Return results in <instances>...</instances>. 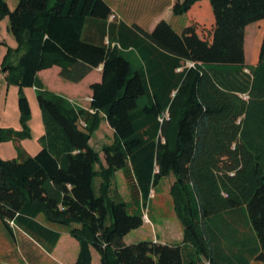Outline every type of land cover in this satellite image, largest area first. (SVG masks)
<instances>
[{"label":"trees","instance_id":"trees-1","mask_svg":"<svg viewBox=\"0 0 264 264\" xmlns=\"http://www.w3.org/2000/svg\"><path fill=\"white\" fill-rule=\"evenodd\" d=\"M202 1L176 0L174 16L190 18L181 32L165 20L149 32L110 21L105 0H19L13 11L0 0L19 53L9 68L22 131L0 127V145L18 150L0 158V222L13 239L24 232L52 253L62 237L54 227L65 228L79 242L74 264H93V250L100 264H264V0H205L200 18ZM253 23L261 31L248 64ZM102 65L90 109L38 78L58 66L64 80L80 83ZM28 87H36L45 127L34 156L20 145L31 137ZM101 118L114 131L105 162L90 144ZM119 171L131 203L119 192ZM170 176L183 244H126Z\"/></svg>","mask_w":264,"mask_h":264},{"label":"rangeland","instance_id":"rangeland-1","mask_svg":"<svg viewBox=\"0 0 264 264\" xmlns=\"http://www.w3.org/2000/svg\"><path fill=\"white\" fill-rule=\"evenodd\" d=\"M13 11L17 7L19 0H5ZM113 6L114 17L110 21H125L128 24L138 23L147 30H150L159 19L167 20L178 31L188 25L189 16L173 17V3L176 0H105ZM205 0L198 7L200 18H205L208 14ZM211 20L199 22L202 33L210 32ZM264 30V25H262ZM260 32L258 23L250 24L246 29V57L248 62L252 60V47L257 32ZM206 36V34H204ZM18 43L12 33L9 31V17L4 16L0 19V127L12 129L13 131H22L21 114L19 111V86L11 81L13 70L11 65H17L19 53L17 52ZM129 57L135 66L141 65L140 59L135 52L129 53ZM63 79V78H62ZM64 80V79H63ZM70 84L72 83L64 80ZM84 84V83H83ZM87 85V82L83 85ZM88 88H83L80 95H75L74 103L81 107L88 104L85 99ZM23 92L28 98L31 106L32 116L29 122L31 137L23 141L27 142L30 155L37 154L41 148L40 138L44 135L45 127L43 123L42 110L38 104L37 93L33 88H23ZM30 97H28V95ZM244 98L248 99L247 95ZM32 103V104H31ZM89 107V105H88ZM81 127L83 125L81 124ZM114 141V131L110 128L106 119L101 118L91 139V146L100 152L103 162H105L104 147L112 144ZM5 144V143H2ZM0 158L9 160L18 157V150L14 144L2 145ZM5 146V147H4ZM118 189L128 198L129 186L127 180L119 182L116 179ZM126 182V184H124ZM99 180H97V184ZM175 183V177L170 176L162 180L161 185L152 191L149 206L144 209V226L138 230L132 231L127 239L128 243H138L141 241H152L153 238L160 236V239L169 243L180 242L183 238V229L181 223L176 217L174 210L171 188ZM126 187L128 189H126ZM131 194V193H130ZM131 196V195H130ZM43 222V219H40ZM62 234L61 240L52 253L45 251L37 242L24 232L18 231L16 238L13 239L5 230L0 222V264H74L79 252V242L70 236L67 229L54 227ZM72 242V243H71ZM74 242V244H73ZM77 244V245H76ZM95 258L93 264H100V256L93 251ZM65 253L70 255L66 256ZM201 264H206L202 262Z\"/></svg>","mask_w":264,"mask_h":264},{"label":"crops","instance_id":"crops-1","mask_svg":"<svg viewBox=\"0 0 264 264\" xmlns=\"http://www.w3.org/2000/svg\"><path fill=\"white\" fill-rule=\"evenodd\" d=\"M175 3H173V5H174ZM111 6V5H110ZM111 8H112V10H113V13H114V11H115V9H114V7L113 6H111ZM172 8H173V6H172ZM114 15V14H113ZM173 17H175L174 15H173ZM162 20H165V19H163V18H161V19H159V21L150 29V30H147V29H145L144 27H142L140 24H138V23H134V24H137V25H139V26H141L142 28H144L145 30H147V31H149V32H151V31H153L154 30V28L156 27V25L160 22V21H162ZM165 21H167V20H165ZM125 22V21H124ZM168 22V21H167ZM125 23H127V22H125ZM128 24V23H127ZM171 24V23H170ZM128 25H133V24H128ZM183 29H180V30H178L179 32H181ZM254 44V43H253ZM252 49H253V47H252ZM245 53H246V47H245ZM136 55H137V57L139 58V55L137 54V53H135ZM140 59V58H139ZM246 61H247V63L248 64H250L251 62H248V60H247V57H246ZM102 72H103V65L102 66H100L99 68H97V69H95L94 71H92L82 82H80V83H78V84H70V83H68V82H65L63 79H62V77H61V68L60 67H58V66H54L53 68H51V69H47V70H43V71H41V72H39L38 73V78H39V80L44 84V87L47 89V90H49V91H52V92H54L55 94H58V95H60V96H63L64 98H66V99H68L70 102H72V103H74L75 101H74V98L73 97H75V95H80L81 93V90L83 89V88H88V91H86V97H85V99H87L88 100V104H85V106L83 107L82 105H81V107L82 108H84V109H90V101H91V96H92V90H91V85L92 84H94V83H98V82H101L102 81ZM87 82V85L84 87L83 85L85 84ZM84 83V84H83ZM28 88H30V87H28ZM33 89H35V91H36V87H33ZM28 95V94H27ZM28 97H29V95H28ZM29 99H30V97H29ZM30 102H31V99H30ZM29 102V103H30ZM32 104V103H31ZM75 104V103H74ZM88 105H89V107H88ZM78 106V105H77ZM78 107H80V106H78ZM2 128V127H1ZM6 129V128H5ZM44 133H45V131H44ZM5 144H1L0 145V154H1V147H3L2 145H12V144H14L15 146H16V144L14 143V142H12V141H10V142H4ZM20 145L22 146V148L30 155V149H29V146H28V144H27V142H25V141H21V143H20ZM4 146V147H5ZM39 148H41L40 146H39ZM41 150V149H40ZM36 155V154H35ZM32 156H34V155H32ZM14 159V158H13ZM117 177H118V179H119V182H120V179H121V181H125V174H124V172L123 171H119V172H117L116 173V179H117ZM99 184V183H98ZM124 184H126V182H124ZM126 189H128L127 187H126ZM119 192H120V194H121V196H122V198L126 201V202H128V203H130V200H128L127 199V196H125L123 193H122V191H120L119 190ZM128 194H129V196H128V198H131L132 199V196H130L131 194H130V192L128 191ZM177 217V216H176ZM181 229H183L182 228V225H181V228H180V230ZM128 237H129V235H127L126 237H125V242H126V244H133V243H128V241H127V239H128ZM61 240V239H60ZM152 241H155V242H160V243H165V244H183V238H182V240L180 241V242H172V243H169V242H166V241H163V240H161L160 239V236L157 234V236L155 237V238H153V240ZM60 242V241H59ZM72 243V242H71ZM59 244V243H58ZM73 244H74V242H73ZM77 245V244H76ZM94 251V250H93ZM79 253V252H78ZM97 253V252H96ZM98 254V253H97ZM64 255H66V256H68V255H70V254H68V253H65ZM78 257V256H77ZM94 258H95V254H94V252H93V260H94ZM76 260H77V258L75 259V262H76ZM74 262V263H75ZM206 264H208L207 262H205Z\"/></svg>","mask_w":264,"mask_h":264},{"label":"built area","instance_id":"built-area-1","mask_svg":"<svg viewBox=\"0 0 264 264\" xmlns=\"http://www.w3.org/2000/svg\"><path fill=\"white\" fill-rule=\"evenodd\" d=\"M114 17V15H112V18ZM191 66H193V64H191ZM166 117L169 118V113H166ZM81 124L83 125V127L86 126V124L82 121Z\"/></svg>","mask_w":264,"mask_h":264}]
</instances>
